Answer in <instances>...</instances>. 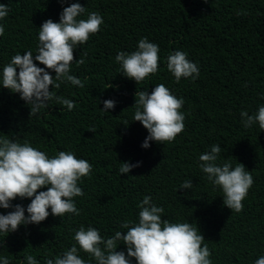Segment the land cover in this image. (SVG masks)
<instances>
[{
	"label": "trees",
	"instance_id": "1",
	"mask_svg": "<svg viewBox=\"0 0 264 264\" xmlns=\"http://www.w3.org/2000/svg\"><path fill=\"white\" fill-rule=\"evenodd\" d=\"M71 3L86 8L78 19L91 12L103 17L100 31L74 49V60L83 57L85 62L73 61L70 74L84 87L67 81L59 89L49 86L76 106L69 111L53 99L29 115L32 105L0 85V137L27 141L49 158L66 151L87 160L91 175L78 182L84 195L73 198L80 215L53 216L49 209L38 224L0 232V256H7L9 264H27L25 256L31 254L45 264L75 244V230L81 225L98 229L104 238L127 231L121 222H137V205L151 196L152 203L164 209L162 219L197 224L212 264H254L264 256V130L258 123L245 128L240 113L252 115L264 106V0H0L8 7L0 19L5 29L0 36V84L3 67L16 54H38L40 26L47 19L59 22ZM141 38L159 46L160 59L157 73L136 84L124 76L115 57L120 51L137 50ZM177 50L197 64L198 78L176 82L167 57ZM158 84L183 99L185 127L172 142L149 141L145 149L141 145L148 132L133 121L135 93L150 94ZM107 99L116 102L113 109L104 110ZM214 144L222 148L218 164L242 163L253 177L241 212L223 204L221 189L199 167V156ZM123 162L140 166L121 174ZM185 180H191V189L179 188ZM30 202L17 197L9 209L0 208V214L19 204L27 216ZM117 251L127 254L122 242ZM79 254L95 264L88 254Z\"/></svg>",
	"mask_w": 264,
	"mask_h": 264
},
{
	"label": "clouds",
	"instance_id": "2",
	"mask_svg": "<svg viewBox=\"0 0 264 264\" xmlns=\"http://www.w3.org/2000/svg\"><path fill=\"white\" fill-rule=\"evenodd\" d=\"M58 2L64 3V0ZM85 11L80 3L64 7L59 22L47 19L40 26L38 54L34 56L31 50L23 55L16 54L3 67L0 85L12 93H19L26 104L32 105L29 115L47 108V102L53 99L69 111L76 106L74 101L50 91L49 86L59 89L60 84L67 81L84 87V82L70 74L73 61L77 64L85 62L83 57L74 60V49L86 43L90 35L99 32L103 24V17L97 12L89 13L86 19H78ZM7 14L8 7L0 4V19ZM4 31V26L0 25V36ZM159 51L157 44L141 38L137 50L131 53L120 51L115 61L120 63L124 76L137 84L157 73ZM34 60L44 67H38ZM46 69L53 71L55 76ZM167 69L176 82L181 78L195 80L200 74L197 64L189 61L187 53L180 50L168 55ZM115 103L112 99L104 100V110L113 109ZM183 104V99L174 96L164 84L156 85L150 94L136 91L133 121H139L148 132L142 148L147 149L149 141L170 143L184 130L185 116L180 111ZM240 116L245 128L258 123L264 130V106L252 115L241 111ZM221 151L219 145H212L210 151L199 156V167L213 186L221 189L223 204L230 210L241 212L243 201L254 183L253 177L242 163L237 162L233 167L230 160H224L218 164ZM138 166L140 162H123L119 172L127 174ZM91 172L92 165L85 159H77L72 152L59 151L49 158L27 141L21 144L7 136L0 137V208L9 209L12 207L10 202L17 197L31 199L26 208L27 216L25 208L19 204L7 214H0V232L8 234L21 225L38 224L49 216V209L53 216L80 215L73 198L84 195L78 182ZM192 187L191 180H185L179 188ZM42 188L47 190L38 191ZM137 207L140 209L138 221L125 220L120 224V228L127 231H116L113 236L104 238L98 229L81 225L75 230V244L62 255L46 259L45 264H89L81 258L79 251L92 257L95 264H131L130 258H134L136 264H212L211 253L197 224L162 219L164 209L153 204L151 196H145ZM121 242L126 246L127 254L117 251ZM25 260L27 264H38L31 254L26 255ZM0 264H9V258L0 256ZM254 264H264V256L256 259Z\"/></svg>",
	"mask_w": 264,
	"mask_h": 264
}]
</instances>
